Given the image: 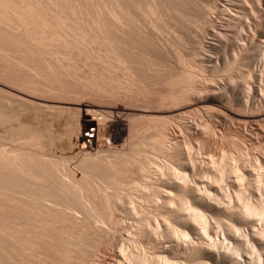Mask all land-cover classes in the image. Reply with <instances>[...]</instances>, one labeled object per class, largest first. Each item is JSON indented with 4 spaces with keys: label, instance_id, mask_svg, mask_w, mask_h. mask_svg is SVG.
Instances as JSON below:
<instances>
[{
    "label": "bare ground",
    "instance_id": "obj_1",
    "mask_svg": "<svg viewBox=\"0 0 264 264\" xmlns=\"http://www.w3.org/2000/svg\"><path fill=\"white\" fill-rule=\"evenodd\" d=\"M177 1L0 0V264H90L103 246L117 250V264H264L255 254L264 250V154L254 153L264 139V31L244 26L261 37L252 71L239 46L240 77L201 80L162 38ZM247 1L222 28L264 21V0ZM226 37L208 44L227 48ZM214 62L204 53L195 66L207 73ZM237 80L259 82L248 87L246 119L229 104L243 99ZM181 104L208 123L186 120ZM229 118L249 147L229 141L226 156L204 135L224 138ZM179 131L210 158L187 155ZM121 213L138 223L139 245L126 244ZM212 221L229 244L213 241Z\"/></svg>",
    "mask_w": 264,
    "mask_h": 264
},
{
    "label": "rangeland",
    "instance_id": "obj_2",
    "mask_svg": "<svg viewBox=\"0 0 264 264\" xmlns=\"http://www.w3.org/2000/svg\"><path fill=\"white\" fill-rule=\"evenodd\" d=\"M230 2H232V3H230ZM245 2H248V1L247 0H205V1L204 0H178L177 2H175V4L179 7V10H180V12L178 13L179 15L177 16L176 14H173L172 17L167 18L168 20L166 21L164 34L162 37L164 42H169L170 44H172V50H171L172 58L175 59L177 57L178 58L180 57L185 62V67H187L186 69L188 71L194 72L196 70L197 72H199V73H197V72L196 73L199 74V79L202 78L201 80H206L207 78H209V79L214 78V79H217V81H219L220 79H228L231 77H240L239 75H241L244 72L243 71L244 69L243 70L238 69L239 65H240L239 62L241 61V59H243L242 55H244V51L247 50L251 56V59L254 62L252 67H250V70L252 71L254 69L255 64L260 59V53H259L256 46L261 41V37H260L259 32L264 31V21H262L261 24L257 23L256 19L258 18V14H255V15L251 16V20H242V21L236 20V21H234L233 26L230 28H222L221 27L222 23H224L228 18H230V15L237 14V13L242 14L245 11L249 10L250 7H252V3L250 1L247 4ZM209 6H213V9L210 10ZM262 7H264V5ZM221 8H223V9L227 8L228 11L224 13L222 11L223 9H221ZM182 16H183L184 20L189 22L188 23L189 25H187L188 27L184 26L182 24V22L180 21V17H182ZM247 23H251L253 29L255 31H259L257 33L258 36H254V33H252V31L250 32V31L245 30L244 26ZM221 36L222 37L227 36L226 37L227 43H228L227 48L221 47V46L219 47L217 45H214V47L213 46L211 47V45L208 44L209 41L216 43V41H218L219 37H221ZM239 46H241L242 48H245V49H244V51L240 50L239 51L240 53L236 56L237 57L236 58L234 55H235L236 49ZM204 53L212 54L215 57L216 64H215V62H214V64L216 67L218 66L216 71L209 70V72L204 73V72H201L195 66L196 62H198V63L202 62V57H203ZM166 58H168V60L170 59V57H168V55L166 56ZM174 65L176 66L175 68L178 69V70L176 69L177 71H182L184 69V66L182 64L177 65L174 63ZM190 69H192V70H190ZM202 74L204 75V77ZM250 82H251L250 84H254V83L256 85L259 84V82L254 81V80L250 81ZM250 84L244 83L241 80H237L238 90H239L243 99L236 100V101L229 103L230 107H232L237 113H239L241 115L243 113L242 116H244V119L253 115V112H250V111L247 112L245 107H244V100H245L246 95L248 94V90H249L248 87ZM163 90L166 91L164 88H163ZM216 91H218V90H216ZM185 107L186 106H184V104H181L177 107V110L179 111V108H180L181 111H179V113L182 114L186 118V120L187 119H188V121H194L195 120L194 122L201 124V125L208 123L209 119L206 118L207 116L204 115L202 111L197 112L194 108H192V110H191L190 108H185ZM200 113H201V115H198ZM251 113H252V115H251ZM115 117H118V118H115ZM120 118L126 119L125 117H120V116H116V115L113 116V119H115V120L120 119ZM245 122L246 123L249 122L248 124L251 125L250 126V125L245 123V125H247L246 126L247 130H249V128H251V127L252 128L256 127V124H259V123H254V121L252 119L248 122L246 120ZM234 124L236 125V121L232 118H229L228 119V125L225 126V128L223 129L224 138H221L219 136H215L212 133H207L208 138H205V137H207L206 134L204 135V139L208 140L210 142V147L212 148V150L219 152L222 155L224 153V155L229 156L228 150H229L231 144H233V143L239 144V142H240L241 145L243 144L242 146L244 148L249 147L243 141L241 142V139L235 138L236 136H234V134H232ZM229 127H230V129H228ZM92 128L96 129V127H92ZM92 128H90V130L84 134L87 139L93 138L91 136H88V134L94 133L92 131ZM252 128L250 129V131H248L249 134H253L254 130L252 131ZM179 132L177 133V135L178 136L180 135L179 140L181 141L182 147H184L183 150L187 155H189V151H190V153L193 154L194 158H196L197 162H199V163L202 161H205V160L207 161L210 158L209 155H207L205 152H203L199 149V143L195 140L193 134L189 135L190 133L185 132V131H181L180 133ZM230 132H232V133H230ZM96 133H97V131H96ZM261 133H262V131H261ZM209 134H211L212 136ZM255 135L256 134H253V136H255ZM216 137H218V138H216ZM255 137H257L258 140L260 139V138H258V137H260L258 135H256ZM187 140H188V143H186ZM260 140L258 142H256V147L254 150L255 154H264V139L261 137ZM226 141H228V142L231 141V144H230V142L229 143L227 142L228 143L227 144ZM110 142H112L111 137L108 138V143L110 144ZM190 143H191L192 149L188 150L187 148H188V145ZM120 148H122V145ZM256 148H258V149H256ZM223 165L225 166V161L223 162ZM256 169H259L260 171L262 170L258 166ZM222 186H223L224 190L226 189L231 196L234 195L235 189H233L229 185L228 181H226V182L224 181ZM262 187L264 190V182H262ZM246 194H247V196H249L250 193L247 191ZM260 195L264 199V196H263L264 192H263V194L262 193L259 194L256 198H260ZM251 198H253V197H251ZM220 206L224 207L225 203L223 201H221ZM232 206L235 208L238 207L237 210H239L240 207L242 206V203L234 201L232 203ZM122 214L123 213L120 214L119 218L122 221L124 220L123 233L125 232L124 234H125L126 244L132 245L134 243L133 245H135V244L139 245L140 239L134 234L136 231V230L134 231V229L138 227V223L136 221L129 219L125 214H123V215ZM257 224H258L257 229H260V227L261 228L263 227L262 222L257 221ZM133 225H136V226H133ZM215 226L217 227V225H215L214 221H212L211 226H210V232L212 234L213 241L217 242L220 245L229 244V242L226 240V233L218 227L216 229ZM129 236H131V238ZM244 236H245V233L241 234L242 240H244V239L246 240V236L245 237ZM134 238H135V240H133ZM137 240H139V242ZM143 248L145 250H148V251H153L150 248H147L145 246ZM100 250L98 251V253H95L96 258L93 257L89 261L90 264H117L115 261L116 260L115 256H116L117 250H115V248H113L111 246H109V247L103 246L102 249H100ZM255 254L257 256H261V258L263 259L261 261L262 262L264 261V250H259V251L255 250ZM247 264H250V263L248 262Z\"/></svg>",
    "mask_w": 264,
    "mask_h": 264
}]
</instances>
